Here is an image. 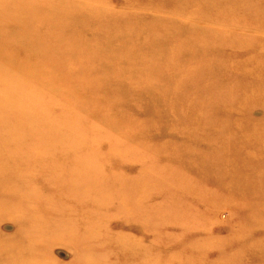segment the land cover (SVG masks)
Masks as SVG:
<instances>
[{
    "label": "rangeland",
    "instance_id": "obj_1",
    "mask_svg": "<svg viewBox=\"0 0 264 264\" xmlns=\"http://www.w3.org/2000/svg\"><path fill=\"white\" fill-rule=\"evenodd\" d=\"M0 264H264V0H0Z\"/></svg>",
    "mask_w": 264,
    "mask_h": 264
}]
</instances>
